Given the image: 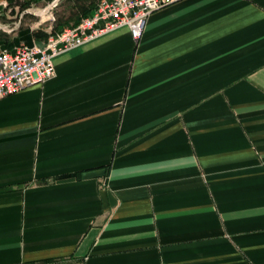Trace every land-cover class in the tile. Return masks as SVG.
Instances as JSON below:
<instances>
[{"label":"crops","instance_id":"1","mask_svg":"<svg viewBox=\"0 0 264 264\" xmlns=\"http://www.w3.org/2000/svg\"><path fill=\"white\" fill-rule=\"evenodd\" d=\"M30 2L0 50L64 29L10 34ZM148 21L0 99V264H264V0Z\"/></svg>","mask_w":264,"mask_h":264},{"label":"built area","instance_id":"2","mask_svg":"<svg viewBox=\"0 0 264 264\" xmlns=\"http://www.w3.org/2000/svg\"><path fill=\"white\" fill-rule=\"evenodd\" d=\"M176 1L100 0L92 14L78 25L51 31L43 47L20 45L13 52L0 50V99L53 79L55 59L73 49L126 28L138 42L151 14Z\"/></svg>","mask_w":264,"mask_h":264},{"label":"rangeland","instance_id":"3","mask_svg":"<svg viewBox=\"0 0 264 264\" xmlns=\"http://www.w3.org/2000/svg\"><path fill=\"white\" fill-rule=\"evenodd\" d=\"M31 4V2L24 3L8 9L7 15L10 18L8 17L6 22L9 23L7 27L10 34L21 27L35 25L40 21H46L42 26L51 24L54 27L60 22V26L67 28L73 23L70 19L79 14L76 0H45L39 4L35 3L33 6ZM53 16L56 22L53 21ZM2 23L4 22L0 18V27L3 25Z\"/></svg>","mask_w":264,"mask_h":264},{"label":"trees","instance_id":"4","mask_svg":"<svg viewBox=\"0 0 264 264\" xmlns=\"http://www.w3.org/2000/svg\"><path fill=\"white\" fill-rule=\"evenodd\" d=\"M76 2H77L79 14L77 15V17H75L71 26L78 25L83 18L91 15L92 12L95 10L99 0H76ZM56 29H53V31H55ZM48 36H46V39L48 38Z\"/></svg>","mask_w":264,"mask_h":264}]
</instances>
